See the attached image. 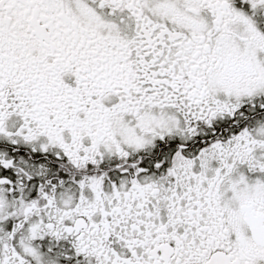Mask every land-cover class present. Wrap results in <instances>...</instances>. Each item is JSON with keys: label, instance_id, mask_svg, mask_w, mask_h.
<instances>
[{"label": "snow or ice", "instance_id": "snow-or-ice-1", "mask_svg": "<svg viewBox=\"0 0 264 264\" xmlns=\"http://www.w3.org/2000/svg\"><path fill=\"white\" fill-rule=\"evenodd\" d=\"M0 264H264V0H0Z\"/></svg>", "mask_w": 264, "mask_h": 264}]
</instances>
